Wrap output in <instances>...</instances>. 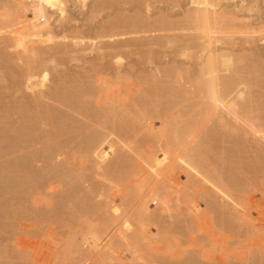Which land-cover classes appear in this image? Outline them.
I'll return each instance as SVG.
<instances>
[{"label":"rangeland","instance_id":"rangeland-1","mask_svg":"<svg viewBox=\"0 0 264 264\" xmlns=\"http://www.w3.org/2000/svg\"><path fill=\"white\" fill-rule=\"evenodd\" d=\"M68 1L66 22H61V25L52 23L54 39L65 38V42L57 39L55 44L51 45L54 50L46 48L40 50L42 53L40 57L44 63L39 65L48 68L41 72L42 85L34 89V92L26 90L23 78L15 80V75L25 71L26 67L15 53L16 50L12 51L13 48H9L8 45L3 46L9 41L4 39L6 34L1 35L4 38L0 39V264H82L96 259L94 256L93 259L85 258L87 252L85 249L75 250L76 248H69L67 243L73 236L76 243L80 244L84 220L95 222L96 212L100 218L105 216L104 210L109 208L108 203H103V208L99 207L97 197L101 200L104 197L103 200H107L112 195H116V192L119 194L124 192L122 185L109 188L112 178L102 172L93 171L95 169L91 167L93 165L91 160L83 163V151L77 149L89 134L98 130L95 127L97 123L89 121L94 118V114H99L90 96L93 94V84L97 78L114 81L115 57L123 58L124 65L121 69L123 79L120 82V90L123 94L127 91L128 94H132L126 102L129 104L127 107L129 111L135 112L138 106L151 111L157 104L158 109L163 110L160 115L165 111L166 116L169 118L174 116L177 119L179 112L183 118H187L190 116L189 107L197 101L198 92L193 90L192 85L200 67L201 44L194 39L192 26L184 22L185 16L192 9L189 0H89L84 10H81L74 0ZM3 2L5 0H0V5ZM146 8L150 10L148 14ZM219 10L226 19L223 24L224 29L227 32L233 30L232 28L236 30L233 36L228 33L222 35L217 47L226 49L225 51L235 56L238 61L233 70L238 72L235 77L236 82L244 92V98L240 103L244 106L243 116L246 121L235 122L227 116L228 125L217 127L218 125L213 123L209 126L206 133L211 139L206 140L204 155L209 164L219 165L224 162V169L230 165L231 170L228 167L226 171H230L229 175L231 174L237 183L241 182L239 184L244 191L250 190L248 198L252 197L256 207L264 213V166H262L264 161L247 146V143L254 140L264 147V141L255 131L250 130V123H260H255V119L258 117L264 119V39L258 32L264 30L261 29L262 24L264 25V0H221ZM246 30L248 35L237 34V31ZM98 41H101V44L95 45ZM91 43L94 46L90 45ZM82 45L87 49L79 50ZM87 45L90 47L88 48ZM190 53L192 56L189 55ZM61 61H64L63 64ZM165 70L186 73L187 76L178 89L168 92V87L161 82L153 85L152 75H158ZM16 84L18 88L15 87ZM55 90L66 91L68 95L74 93L75 99L80 101V108L70 110L63 108L58 102L46 100L38 104V99L42 96L54 97ZM48 112L53 113L52 116L48 115ZM63 116L68 118L67 122L61 120ZM130 121L128 118L127 133L132 137L134 131H140L138 128L141 122ZM160 123L159 119H154L156 128ZM134 128L136 130L133 131ZM129 130H131L130 134ZM16 131L19 132V136L16 135ZM246 131L248 135H244ZM143 132L144 130L140 131L142 134L138 133V137L141 138L136 139L135 151L138 153L140 150L139 153L148 158L149 154L146 152L150 153L155 145L151 142L147 143L149 140ZM13 136H15L14 142ZM237 141L244 143L239 151L235 150ZM141 142L144 144H139ZM61 144L67 145L68 148L61 149L62 146L56 151L57 154L66 157L68 165L63 164L58 155L53 172L45 173L46 166L41 161L42 147ZM143 149L144 151L147 149L146 152ZM73 151H80L78 152L80 155L75 154L74 160L70 156ZM230 151L235 153L232 154L234 157L229 153ZM24 162L26 164L28 162V166ZM14 164L32 167L20 173L17 186L11 184ZM79 166L83 167H80L82 171L77 170L83 176L81 180L62 179L61 171L71 167L78 169ZM177 172L184 188L189 181H193L185 171L178 169ZM103 177H106L104 179L108 182L104 187H100ZM127 181L131 184L129 178ZM69 185H73L76 189L75 198H68ZM181 194L187 196L185 198H191L190 203L186 205L181 202L177 205L174 199L172 200L170 214H164L158 229L152 227V231L159 236L153 244L143 243L141 238L133 233L134 238L130 243L123 244L124 246L117 249L118 254L126 257L125 262L141 264L143 260L149 264H167L172 260L167 254L168 246L169 244L175 246L178 241L185 246L192 245L187 252L177 249V257H182L184 264H212V262L251 264L254 259L264 261L263 235L257 233L253 237L250 236L246 227L240 222L234 223L233 229L221 227V221L226 223L228 216L221 218L210 209L208 203L217 202L213 193L197 184L193 190H181ZM196 213H200V217L192 222ZM130 227L129 224L127 228ZM124 229L126 227L117 231L115 237ZM242 250L245 251L241 252ZM116 264L119 262L116 261Z\"/></svg>","mask_w":264,"mask_h":264},{"label":"bare ground","instance_id":"bare-ground-1","mask_svg":"<svg viewBox=\"0 0 264 264\" xmlns=\"http://www.w3.org/2000/svg\"><path fill=\"white\" fill-rule=\"evenodd\" d=\"M74 1L79 5L78 7L81 10H84L87 7V3L89 2V0ZM58 2L63 3L66 6L64 9L65 15L63 17L59 15L58 10L54 11L53 9L45 7L44 18L42 19V21L36 23H34V20L36 19V9L33 6L39 5L40 0H5V2L0 5V39L2 38L1 35L6 34V37L3 38L7 42L9 41L10 45L9 42H6L7 44H3V46L8 45V47L10 46L9 48H13L11 49L12 51L16 50L17 52L15 53L18 54L19 59L24 62L26 70L15 75V80L23 78L24 83H22L25 85L26 90L29 92H34V89L42 85L40 84L42 76L41 72L43 73V71L48 68H44L41 67L43 65H39L44 63V60H42V57H40L42 56L41 51L45 48L50 50L53 49L51 45L55 44L56 40L58 39H54L55 36L53 37L54 34L52 23L55 22V25L56 23L61 25V22L64 23L68 19L67 5L69 4V1L58 0ZM220 2L221 0H189L192 9L191 12L188 13L184 18V22L192 26L194 39L200 41L201 44L199 56L200 67H198L199 71L194 80V85H192L193 90L198 92V95L196 98V103H194V105L191 104L192 106L189 107V117L183 118L181 116V113L178 112L177 119L174 116H170L169 118L168 116H166L165 111L160 115V112H162L163 110L161 109L162 111H160L157 107V104L151 111H149L147 108L141 109L138 105V107H136L135 109V112L129 111L127 109L129 104L127 103V105L126 102H128L127 98L129 100V97L132 94H128L127 91V97V95L123 94V91L120 90V82L123 79V77L121 76V72L123 71L121 69L124 65L122 57H113L115 59L114 66L116 67L114 68L116 69V77H114V81H110L106 78H97L94 82V91L92 96L90 97L93 99L92 101H94L95 109L99 112V114H94L95 119L92 118V120L89 119V121L97 123L95 124V127H97L98 130H95L92 134H89V136L81 143V146L77 149H82L83 151V155L81 153L83 163L87 160V162H90L91 160L93 162V165L91 167L95 169L93 171L102 172L104 173V175H109V178H112V183L108 186L109 188L112 189L114 187L116 188L122 185L124 188H122V190H124V192L122 194L116 192V195H112L107 200H103L104 197L102 198V200L97 197L98 199L96 200H98L97 202L99 207L103 208L102 204L105 202L108 203L107 205L109 208H107V210H104L106 213L105 216L100 218L98 217V214L96 212L97 219L95 220V222L97 223L90 220H84V222H82L84 223V229L81 232L80 244L76 243V239H74L73 236L69 239L67 243L69 248H76L75 250L85 249L87 251L85 258L91 259L94 256V258L96 259L100 258L116 260L119 262V264H129L125 262L124 258L126 257L124 255L117 253V249L120 246L129 244L130 241L134 238L133 233L137 234L141 238V241L143 243L147 245L153 244L156 241V238L159 236L158 233H154L152 231V227H155L156 229L159 228L164 214H168L169 212H171L170 209H172V207H170V204L173 199V201L177 205H179V203L181 202L188 205L191 201V198H185L187 196H183L181 194V190H193L195 187H197V184L202 186L210 193L214 194L215 200H217V202H212L210 200L211 202L208 203L210 205V209L216 212L221 218L225 215L228 216L226 223L221 221V227L232 228L234 223L240 222L246 227L247 233L250 236L253 237V235L258 233L263 235L264 237V213L260 212V210L256 207L254 201L252 200V197L248 198L247 195L249 194L250 190L249 192L244 191L242 189V185L239 184L241 182L239 181L237 183L234 180V177H232L231 174L229 175L230 171H226V169L230 167L229 164L226 169H224V162L219 165L209 164L204 155L206 152V140L211 139L206 133V129L209 126H211L213 123H216L218 125L217 127H224L228 125V122L226 121L227 116L231 117L235 122L246 121V118L243 116L244 106L240 103L244 98V92L239 88L240 85L236 82L235 77H237L236 74L238 72L236 73L233 70L238 61L235 56L227 53L225 51L226 49L222 50L220 48L218 49L217 47V44L220 43V40L223 37L222 35L228 33L230 36H233L236 33V30L234 31L235 28H232L233 30H231L230 32H227L224 29L223 24L226 19H224V16L220 13ZM197 5H209V7H197ZM146 9V12L148 14L150 10H148V8ZM263 28L264 25L262 24L261 29ZM261 31L262 30H259L258 32L260 33ZM247 33V30L237 31V34ZM63 39L60 38L58 40L65 42V38ZM5 41L3 40L4 43ZM98 43L101 44V41H98L97 43L95 42V45ZM110 44L113 45V43ZM90 45H92V43ZM90 45H87L88 48L90 47ZM72 46L74 48V45ZM75 47L77 48L78 46ZM98 47L99 46H97V48ZM86 49L87 47H85V45H82V48L79 47V50L82 51ZM91 49L88 50L91 51ZM189 55H191V53ZM80 60L82 59L80 58ZM61 62L63 64L64 61ZM58 63H60V61ZM20 65L22 66V64ZM186 76V73H183L182 71L165 70L158 75L153 74L152 83L153 85H155L156 82H161L164 86L168 87V92H170V90L178 89ZM17 85L18 84H16L15 86L16 88H18ZM119 91L120 93H118ZM137 91L135 94H137ZM73 94L74 93L68 95L66 91L59 92V90H55L53 92L54 97H50L49 95L43 97L42 95H40L42 97H38V104H40L44 100L58 102L61 106H63V108H68L71 110V108L74 109L80 106V101L76 100L74 96L75 94ZM47 114L52 116L53 113L48 112ZM128 118L134 123L138 121L139 123L141 122V125H139L140 128L138 129L140 131L144 130L143 133L146 134V137L148 138L147 140H149H146L147 143L151 142L155 145V147L153 148L154 150L151 148L152 151H150V153H148V151L146 152L148 148L145 151L143 149V151L149 154L150 157L148 156L147 158V156L140 154V150L138 151V153L135 151L136 139L141 138L140 136L138 137V133H140V131L134 128L133 131L136 130L137 132L134 131L132 137L128 135V127L126 125ZM154 119H159L161 122L160 126H157L158 128H156V126L154 125ZM61 120L67 122L68 118L63 116ZM258 122L260 123H250V130L255 131L264 141V119L258 117L257 119H255V123ZM130 131L131 130H129V134ZM16 133V135L19 136V132L16 131ZM248 134L249 133L246 131L244 135ZM13 137L14 139L12 141L14 142L15 136ZM143 142L139 144H142ZM39 143H41V141ZM243 144L244 143L242 141L235 142V150H241V146H243ZM247 146L252 149L254 153L260 155L264 161L263 146H261L254 140L247 143ZM139 147H141V145H139ZM60 148L67 149L68 146L61 144L57 146L46 145L42 147L43 152L41 153V161L43 162L44 166H46L45 173L51 174L53 172V167L56 166L58 155L60 159H62L63 164L68 165V163L66 162V157L62 156L61 154H57L56 149ZM78 152L80 151L72 152V154L70 155L72 157V160L75 159L74 157H76V153ZM226 152H228V150ZM229 153H231V155L235 154L231 151ZM232 156L234 157V155ZM130 162H132L133 164H131ZM24 163L26 164V162ZM25 164H23L24 166L22 165L24 168L17 164L13 165L11 178L12 185L17 186L19 184V175L22 171L26 172L28 171L29 167L30 169L32 168L31 166L27 167L28 162L26 164L27 166ZM130 164L133 166H131ZM262 166L260 169H262ZM80 167L82 166H79L78 169H76L75 167H73L72 169L71 167L61 171L62 179H66L68 181L81 180L83 176L80 175L81 172H78L79 170H81ZM178 169L185 171L193 178V181H189L188 185L185 187L186 189L182 185V182H180L178 172L176 173V170ZM229 170H231V167ZM245 170L247 169L245 168ZM104 178L106 177H103L100 187H104L108 182V180H105ZM128 178L130 179L131 184H128ZM68 190V198H75L74 193L76 192V189L73 187V185H69ZM105 205L104 207L106 209L107 205ZM152 206H154L153 209ZM58 214L59 213H57V215ZM199 217L200 213H196L195 217H193L191 221H197L196 218ZM126 224H130L131 227L122 230V232L117 237H115L117 231L125 227ZM94 237L95 239H93ZM228 237L229 239H231L230 236ZM97 240L99 241L98 246L101 248L100 252H96L91 247V245L93 243H96ZM225 241L223 242L224 244ZM86 245L88 246L86 247ZM244 251L242 250L241 252ZM237 253H239V251ZM263 262L261 259H254L253 263L251 264H264Z\"/></svg>","mask_w":264,"mask_h":264},{"label":"snow or ice","instance_id":"snow-or-ice-1","mask_svg":"<svg viewBox=\"0 0 264 264\" xmlns=\"http://www.w3.org/2000/svg\"><path fill=\"white\" fill-rule=\"evenodd\" d=\"M36 9V19L34 20V23L42 21V19L45 16V7L53 9L54 11H59V15L63 17L65 15V5L63 3H59L58 0H40L39 5L33 6ZM197 7H209V5H197ZM260 36L262 39H264V30L260 32ZM125 227L127 228L128 225L126 224ZM95 239V237L93 238ZM99 241L97 240L96 243H93L91 247L96 251L100 252L101 248L98 246ZM88 245H86L87 247ZM192 247L191 244L185 246L181 244L179 241L176 243L175 246L172 244H169L168 246V252L167 254L172 257V260L170 262H167V264H184L182 257H177V249H183L184 252H187ZM107 251V250H104ZM82 264H116V261L114 260H108V259H96V260H88L86 262H82ZM141 264H149L147 261H141ZM214 264V262H212Z\"/></svg>","mask_w":264,"mask_h":264}]
</instances>
